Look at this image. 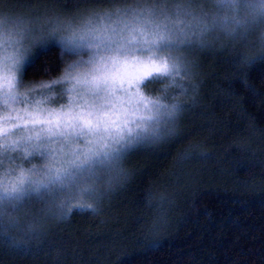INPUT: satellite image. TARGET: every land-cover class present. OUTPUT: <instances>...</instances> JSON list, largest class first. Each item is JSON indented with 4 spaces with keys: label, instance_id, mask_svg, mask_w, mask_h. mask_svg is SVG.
Returning a JSON list of instances; mask_svg holds the SVG:
<instances>
[{
    "label": "snow or ice",
    "instance_id": "1",
    "mask_svg": "<svg viewBox=\"0 0 264 264\" xmlns=\"http://www.w3.org/2000/svg\"><path fill=\"white\" fill-rule=\"evenodd\" d=\"M169 2L92 12L78 23L41 22L0 10V244L22 253L39 251L10 236L12 230H24L17 213L26 204L42 203L44 216L60 219L75 210L95 213L93 204H68L85 195L99 202L120 178V163L131 149L174 133L185 105L172 98V89L187 94L182 81L192 67L180 53L205 46L211 31L235 38L253 23H264V0H209L217 13L199 16L191 9L197 0H172L170 9ZM49 41L58 43L62 58L88 59L68 63L50 83L25 86L26 59ZM150 83L164 84L159 95L142 91ZM57 86L67 104L45 107L57 99L50 95ZM16 103L25 105L23 110L12 107ZM74 140H82L83 147H73ZM33 160L43 163L23 167ZM5 161L19 163L6 169ZM27 231L36 235L37 221L28 223Z\"/></svg>",
    "mask_w": 264,
    "mask_h": 264
},
{
    "label": "trees",
    "instance_id": "2",
    "mask_svg": "<svg viewBox=\"0 0 264 264\" xmlns=\"http://www.w3.org/2000/svg\"><path fill=\"white\" fill-rule=\"evenodd\" d=\"M151 2L2 0L0 10L114 11ZM250 38L248 47L238 42L197 54L202 76L177 122L181 137L128 154L126 175L94 201L95 213L44 219L29 206L24 230L10 236L39 251L22 253L5 242L0 264H264V54ZM66 65L60 48L47 45L24 67L23 83L50 81ZM160 88L143 89L155 96Z\"/></svg>",
    "mask_w": 264,
    "mask_h": 264
},
{
    "label": "rangeland",
    "instance_id": "3",
    "mask_svg": "<svg viewBox=\"0 0 264 264\" xmlns=\"http://www.w3.org/2000/svg\"><path fill=\"white\" fill-rule=\"evenodd\" d=\"M152 6H153L152 2H151V4L147 5V7H152ZM157 6L158 7H163L165 5L160 4V5H157ZM142 7H144V6H142ZM142 7H139V8H142ZM166 7H168L169 9L174 7V2H172V0H171L166 5ZM191 9L198 16L202 15L203 13H207L209 15L217 13V8H216L215 4L210 3L209 0H197L196 3L191 5ZM107 11H111V10H99V9L90 10L89 9V10L71 11V12H68V13H58L56 11H53V10L49 9V8H42V7H40V8H32V7H28L26 9H24V10L23 9L22 10H15V11L9 10V11H3V12L5 14H11L13 16L26 17V18H29V19H32V20H40L41 22L45 18H50V19H59L61 21H65V22L66 21H72L73 23H78L81 18L86 17L87 15L91 14L92 12L103 13V12H107ZM220 14L223 15L225 13L223 11H220ZM243 15H244V13L242 12L241 16H243ZM262 26H264V23H253L251 25V28L248 30L247 33H245L243 36H236L235 38L227 35L225 32H223L221 30L211 31V32L207 33L204 36L205 46L200 47L199 45H195V46H193L190 49H184L183 52L180 53V54H182L187 61L191 62V66H192L191 67V73H190L189 77H186L182 81V83H184V85L188 88V92H187V94H184L179 89H172V98L180 100L185 105V108L188 105V102H190V99H191L190 97H191L192 93H194V91H193L194 84H195L196 80L202 76V71L197 69L196 63H195L196 56H197V54L200 51H202L204 49H207V48L210 49V50H213V49L217 50V49H221V48L223 49L224 47L228 48L226 44L235 45L238 42L239 43H244V47H248L250 45V43L252 42V38H250L251 35L253 36V38H255L256 41H258L257 42V46H259V49H260L261 48L260 32H261ZM50 44H56L60 48L58 43L55 42V41H49L47 45H50ZM38 50L39 49L35 50V54H36V52ZM60 50H61V48H60ZM33 57H34V55L28 57L26 59L25 64H24L23 67H25L32 60ZM65 58L67 59V64H68V63H72L75 60H78V59H81V58L84 59V60H87L88 56L84 55L83 57H78V56H72V55H65ZM62 75H63V71L56 78H54V79H52L50 81H42V82H39V83H26V84L24 83V85L25 86L38 87L41 83H50L51 81L60 78ZM150 85L153 87V85L154 86L158 85V83H154V84L150 83ZM69 86L70 85H63L62 87L66 88V87H69ZM159 86L162 88V87H164V84L160 85V83H159ZM60 87L61 86H57V89L54 90L52 93H50V95H54V96L57 97L55 102L53 104H51V105H45V107L59 108L61 105L67 104V95H65L63 98L59 97ZM19 91L23 92V91H25V88H21ZM142 91L145 92L148 95H151V94L147 93L144 89H142ZM36 99H40V97L37 95ZM12 107L16 108L17 110H23L25 105H22L20 103H16V104H13ZM181 114H180V116H181ZM180 116H179V118H180ZM179 118L177 119V121H176V123L174 125V129L175 130H174L173 134H171V135H167L166 134V135L162 136L158 141L153 142V143H146V144L138 145L135 148L131 149L128 152V154H130L134 150H137V151L150 150L152 147H156V146H159V145L165 143L164 141H169L170 142L171 140L174 141L178 137H181V135L179 136L178 132L176 131L178 129V123L177 122H178ZM189 125H190V122H188L187 124L185 123L184 126L186 128H189ZM186 135H182V136L184 137ZM72 146L73 147H75V146L83 147L82 140H74L72 142ZM128 154L125 156V158L120 163V168L123 170L122 173H121L120 178H118L117 180L114 181L111 190L107 191L106 193L112 192L114 187H115V185L118 182H121V180L126 175L125 174L126 173L125 172V170H126L125 168L126 167H124V163L126 161H129V160L126 159L129 156ZM135 158H138V156H136ZM138 160L139 159H136L135 161H138ZM18 163H19V161H13L11 164H9L7 161H5V168L7 169V168L16 167V165ZM42 163H43V161L33 160L31 164H24L23 167L24 168H28V167H31L34 164L38 165V164H42ZM17 170H19V169H17ZM84 202L87 205L94 204V200L85 195V196H80V197H77L76 199L70 200V202L68 204V207H72L75 204H80V203H84ZM31 205L33 207H35L34 209H36V211L39 210V212L41 214H42L41 210L45 208L44 204L33 202L31 204H26L25 207L17 215L22 217V219L24 217L28 216L29 215V211H30L29 206H31ZM52 217H56V216H52V215L44 216L43 215L44 219H47V218L52 219Z\"/></svg>",
    "mask_w": 264,
    "mask_h": 264
},
{
    "label": "clouds",
    "instance_id": "4",
    "mask_svg": "<svg viewBox=\"0 0 264 264\" xmlns=\"http://www.w3.org/2000/svg\"><path fill=\"white\" fill-rule=\"evenodd\" d=\"M262 34H264V26H262V28H261V32H260V40H261Z\"/></svg>",
    "mask_w": 264,
    "mask_h": 264
}]
</instances>
